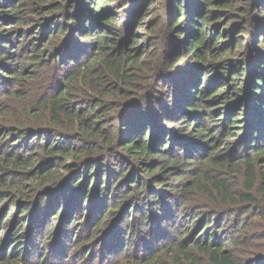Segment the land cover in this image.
Returning a JSON list of instances; mask_svg holds the SVG:
<instances>
[{
	"label": "trees",
	"instance_id": "trees-1",
	"mask_svg": "<svg viewBox=\"0 0 264 264\" xmlns=\"http://www.w3.org/2000/svg\"><path fill=\"white\" fill-rule=\"evenodd\" d=\"M17 1L22 3V0ZM35 1L40 5V8H37V14H42V4L47 3V1H50L49 4L54 3L57 0ZM138 1H133L137 4V8L132 16L134 3L130 11L127 10V12H130L128 18L140 20V23L142 19L139 16L143 5ZM9 2V0H0V11L17 14L19 11L18 6L16 7L15 4L11 5ZM18 2L16 3L18 4ZM69 4V12L64 14L60 13L63 11L62 3L55 5L57 9L53 10L55 12L59 11L61 17L56 18V22L50 23L49 26V34L56 36L58 29H61V32L65 35L66 39L63 47L61 46V40H56L58 39L57 37H53L56 41L51 42V44L53 43L52 47L54 45L62 47L60 51L58 50L59 54L57 53V56L53 55L55 49L52 50V47L48 48V50H43L36 45L28 51L29 55L26 56V59L33 68L38 65L42 66L39 73L30 72L31 79H27L26 76L23 78L24 80L15 78L14 83L11 81L17 76V70L21 63L17 59L21 56L16 55V46L14 48L8 47L12 44V39L9 35L0 36V48H3L0 51V60H7L8 64L14 62L17 68L14 72L9 68L4 70L6 68L5 63L0 64V71L3 74H8L7 77H3L7 86L3 91H5V94L14 92L13 88H15L16 84L28 93H32L34 90L40 91L41 95L37 98L38 102H35L39 105L34 110L47 113L46 118L44 117L46 119L44 124H54L61 131L59 132L61 135L57 134L59 136L58 140L62 138L59 142H55L53 139L48 145L47 142L44 145L38 143V146L34 148V154H36L37 149L45 154V160L43 161L45 166L51 164L49 161L53 160L56 154H59L64 161L70 157L75 162L74 165H71L72 162L66 165L67 169L68 167L72 168L69 172L74 174L72 178L75 180L74 184L66 186V182H64L59 188L52 187L49 190H42L43 187L41 186H44L46 180H48L47 178L51 177V174L46 172L43 174L45 177H42V182L34 185V189L35 187H40V191H46V195L39 197L33 189L34 192L32 191L30 199L37 201L41 198L40 201H42L54 195L57 198L59 196L61 198L60 201L57 200V203L50 204V208L52 206L59 207L57 215L61 212V208H64V218L68 219L66 226L72 223L75 225L79 215L78 209L89 211L91 209L95 210L94 206L98 207V204L91 206L93 203L92 194L102 198L101 196L107 191L109 186L113 185V182L116 185L119 183L121 177L120 179H115L113 176H109L110 173L105 169L108 164L111 163L112 169L116 174L125 175L124 171L121 173L123 170L121 163H123V165H126V172L131 170L125 183L133 185L134 189L138 190V195L135 194V190L131 191L130 186H127V191L122 194L125 199H120L116 202L125 204L131 198L132 204L127 206V212H125L127 214L125 215L128 219L134 220L133 222H136L137 226L140 225L149 229L153 224V213L150 212L149 205L150 201H155L156 210L160 214L159 219H155L154 226L161 228L166 221V214L160 210H164V205L169 206L175 197V194H170L165 188H168L173 183H165V178L160 179L158 182L155 181V179L162 177L158 175L154 180H149V182L147 180L145 185H143L144 181H142V178L140 182L137 180L139 178L137 170L148 165L152 169H148L147 172L150 174V178H153L154 171L158 166H155V161L148 162V159L163 157L167 162L160 166L161 172L172 166H181L182 160L186 164H191L197 159L196 162L199 163L200 167L197 168L198 172L193 173V175H197L195 176L196 183L192 181L185 194L193 191L190 188L194 185H197L203 193L207 191L205 194L209 196V199L204 201L202 197V205L217 215L224 212L223 215L219 216V219L223 217L220 220V225L223 224L226 211L240 215L252 213L261 215L264 218V166L262 168L263 172H260L258 179L255 177L254 170L256 162H264V134H262L264 132V0H172L170 6L166 3L164 15L162 16L165 18L163 20L165 26L161 32L155 34V44L150 52L154 63L151 65H145L141 61V55L134 56L132 50V45L135 42L134 38H130L129 41L121 39V31L125 24L128 23L121 26L118 25L117 21L119 20L117 15L114 16V12L107 10L108 8L102 10L101 5L105 4L103 0H71ZM243 5L245 8L250 5V13L246 10L239 11ZM212 8H215L216 13ZM224 11L225 16L215 17L217 13H223ZM15 14L10 17L9 21L19 23L21 18ZM232 19H234L232 21L234 22L232 32L236 30L235 37L232 34L228 43H220L219 40L225 34L221 29H216L214 25L219 22L226 23ZM70 20L74 24L68 25ZM209 30L210 37L208 34ZM88 35L91 38L88 37L83 40L82 37ZM243 35L246 36L245 40L248 41L246 47L244 45V53L243 50H236L237 47L241 46L240 37ZM161 36L165 38L162 39ZM250 37L251 39H249ZM50 50H52V53H50ZM86 53L89 55L83 58ZM190 55L188 63L185 64L187 65L185 69L187 71H195V73L182 77L185 70L178 69L176 64L182 57ZM68 61L70 62L69 65L63 68V65ZM143 66H145L146 71L141 70ZM228 73H230L229 76ZM240 80H243V86L239 85ZM29 81L31 82L28 83ZM228 82H237L236 86L231 84L233 85L232 91H230ZM126 86L134 89L132 93L137 97V105L128 107L127 110L117 114V104L122 99L117 96L123 87ZM161 87H165L170 91L174 90V92L171 95L168 93L164 95L162 93L164 91H159ZM240 91H245V96L238 101ZM159 95H164L167 98L157 104L156 101ZM116 98L119 99L118 102ZM83 101H87L90 109H93L94 105L98 103L113 111L110 132L104 137V142L102 143L98 139L103 133L104 124L102 123L107 122L111 118L100 112H93L89 115L90 124L84 122V125H82L80 122L84 119L86 113L79 108H75V106L79 107V103ZM92 101L95 102L94 105ZM190 101L192 104H187ZM221 104L229 107L228 115L232 122L230 125L225 126L224 137L221 141L217 140V138L211 139V141L206 137L210 131L209 124L212 122L211 114L213 112L211 109L217 110ZM198 105L203 108L200 118L195 115L198 112ZM244 108H247L248 114L251 113L249 115L251 118L247 119L248 116H246V124L244 129H242V137L238 139V142H228V138L235 135L232 130L238 129L239 124H241L239 117ZM164 110L168 113L165 116L168 119L166 124H163L165 119L162 120L160 125H157L156 121H148L147 117H151L153 111H157V113L161 111L162 113ZM143 112L144 114L150 113V115L145 116ZM176 119L180 123L188 119L192 121L190 120L191 122L186 123L184 127H180V132L182 133H177L176 129L172 128V124L176 122ZM197 119L200 120L197 121ZM144 120L147 123L145 126H141ZM140 126L143 128L137 130ZM24 131V135H32L33 132H36L30 127L24 128ZM72 131L78 132L75 134V138L83 143V147H77L76 145L78 144H73L74 142L71 140L62 143L68 137L72 138V134H74L71 133ZM50 132L51 130L47 134L51 135ZM81 133H86L88 136L87 141L83 142ZM54 134L56 133L52 135ZM36 136H38L37 132ZM116 136L120 137L121 142H124L122 148L125 151L139 156L137 158L139 159L138 164L140 167L138 164L133 165L129 157L117 151ZM168 138L170 142L167 141ZM157 139H160V142L156 144V147H152L154 140ZM193 140L197 144L192 145ZM224 141L228 146V150L226 148L228 154L224 153V150H219L221 142ZM177 143L179 144L177 145ZM198 144L202 145V148ZM231 144H236L234 149H230ZM206 147L211 150L204 153ZM167 148L168 151H166ZM194 151L203 152L201 156L195 157ZM181 153H183V156ZM31 154L33 153L25 154L24 160L18 157L16 159L10 154L4 153L0 157L2 160L0 164L12 167L15 169L13 172L23 174V168H26V165L31 163L29 159L32 158ZM102 165L104 169L101 172L100 167ZM185 166L192 168L190 167L191 165ZM210 166L216 168L219 174L217 172H209L208 168ZM241 168H245L246 191H236L233 186L229 185V181L222 174V170L228 174H239L243 171ZM4 173H7V171ZM104 178L105 181L103 182ZM8 179L5 177L0 181L1 190L7 188V191L10 192L20 187L18 184L10 183ZM52 179L50 180L52 181ZM200 179H204V183H207V185L202 184ZM134 183L137 184L135 185ZM148 189L151 190L150 195L153 198L150 201L146 197ZM16 195L19 196L20 194L16 193ZM259 196L261 197L260 199L258 198ZM138 199L140 202H144L143 206H135V202ZM21 211H23V207ZM131 213H133L132 218H130ZM202 221L204 222V229H206L207 225L210 224L209 221H211L209 212L205 213ZM240 222H243V220L241 219ZM31 224L34 226L35 223L31 222ZM174 224L177 225L176 221H174ZM182 226L184 228L185 225L183 224ZM248 226H253V224ZM254 226L256 228L259 227L258 230L261 228V231L255 234L256 232L251 233V231H247L242 226H236L232 236L226 233L221 234L219 238L221 240L217 245H213L215 242V239H213V236L215 237L216 235L215 231L212 232V229L206 230L207 238L198 239L194 247L205 256L207 262L191 254H184L185 251L183 249L179 250V255L183 257V261L187 260L190 264H264V244L261 245L255 242L259 235H264V222H261V224L257 223ZM155 228L152 229L154 230ZM95 231L90 229L84 240L75 236L73 244L84 247L86 243L96 241V237H94L96 236ZM18 236L19 233L17 231L8 234L10 245H7L5 251L3 249L5 255L3 253H1L3 255L0 254V264H33L32 262H24L22 261L23 258H20L19 252L22 251V247L17 245L20 241L17 242L15 240ZM24 236L21 235L20 238L23 239L25 238ZM161 239L162 237H160ZM25 240L27 239L25 238ZM173 240L175 241L174 238ZM178 241H175L176 244H180ZM145 242H148V245H142L141 248L147 247L146 255L136 250L132 253L130 251L127 252L123 250L122 246L119 247L117 243L115 252L118 259H114V261L106 258L108 259V264H166L157 255L158 252L166 250L168 245L161 244L159 246L158 243L149 245V241ZM29 243L31 246L34 245L33 241ZM104 246L106 248L109 247L108 255L110 257L113 252L111 251L112 246L105 241L104 244L102 243V247ZM37 256L41 257V253H38ZM64 257H66L63 259L64 261L69 259L68 254H64ZM173 257L176 264H181V259L177 255H173ZM91 260L89 263L93 264ZM78 261L77 259L75 264ZM36 264H41L40 258Z\"/></svg>",
	"mask_w": 264,
	"mask_h": 264
},
{
	"label": "rangeland",
	"instance_id": "rangeland-1",
	"mask_svg": "<svg viewBox=\"0 0 264 264\" xmlns=\"http://www.w3.org/2000/svg\"><path fill=\"white\" fill-rule=\"evenodd\" d=\"M9 1L11 5L15 4L16 7L18 6L17 8H19V11L17 14H12L11 12L4 13L0 11V36L2 35L4 37L9 35L12 39V44L8 47L14 48V46H16L15 53L17 56H21L19 59H17V61L21 62L17 70V76L11 80L14 83L15 78H18V80H22L24 77L27 76V79H31V71H34L35 73L40 72V69L42 67L41 65H38L33 68L31 63L26 59V56L29 55L28 51H30V49L34 45L38 46L40 49L48 50V48L52 47L53 43L51 44V42L55 40V38L53 37H57L58 39L56 40L60 39L61 46H64L66 38L63 32H61V29H58L56 36L51 35L48 32L50 31V23L56 22L55 19L61 17V15H59L60 13L64 14L65 12H69V2H71V0H57L56 2L50 4V1H47V3L41 5L43 11L42 14H37V8H40V5H38L35 0H22V3H19L17 0ZM133 1L134 0H103L105 4L101 6L103 8L102 10L108 8L107 10H110L112 13L114 12V16L117 15V18L119 20L117 21L118 25L121 26L125 23H128L125 24L123 30L121 31V39L124 41H129L130 38H134L135 42L132 45L134 56L141 55V61L144 62L145 65H151L152 63H154V60L152 59V53L150 52L153 48V45L155 44V34L157 32H161L165 26V23L163 21L165 20V18L162 17L164 15V6L166 5V3L170 6L172 0H151L149 2L148 0H139L138 2L142 3L143 5V9L140 12L141 15L139 16L142 19L140 23V20H133L128 18L130 12H127V10L130 11V8L132 7L133 3L134 7L131 16L137 8V4ZM16 2H18V4ZM60 2L62 3L63 11L60 13L59 11L55 12L53 9H57L55 5ZM241 9L239 11L246 10L247 12L249 11V13L251 10L250 5L247 8H245V6L243 5ZM212 10H214L215 12V8H212ZM72 12L74 11L72 10ZM14 14L21 18V21L19 23H13V21H9L10 17H12ZM224 14L225 11L223 13H217L215 17L225 16ZM232 21H234V19L226 23L219 22L218 24L214 25L216 29H221L225 34L224 37L219 40L220 43H228L230 38L232 37V34H234L233 37H235L236 30L232 32V25L234 23ZM72 24L74 23H72V21L70 20L68 25ZM209 33L210 30L208 34ZM72 36H74V34H72ZM164 36L166 37V35ZM88 37L91 38L90 35L82 38L83 40H85ZM165 37L162 38L161 36L162 39H164ZM240 39L241 46L237 47L236 50H243L244 53L243 48L244 45L246 47L248 41L245 40L246 36L244 35L241 36ZM249 39H251V37ZM18 41L19 43H17ZM62 47L54 45V47L51 48L52 50L55 49L53 55L57 56L58 50L60 51ZM2 50L3 48H0V51ZM52 50H50V53H52ZM88 55L89 54L86 53L83 58H86V56ZM190 57L191 55L182 57L180 61L176 64L178 69L185 70L183 72L182 77L189 76L195 73V71H187L185 69L187 67V65L185 64L188 63ZM190 62H192V60H190ZM1 63H5L4 65L6 68H4V70L9 68L14 72L17 69L16 63L14 62V65L12 62L8 64L7 60L1 59L0 64ZM69 63V61L66 62L65 65H63V68L68 66ZM67 70L69 71V69ZM141 70L146 71L145 66H143ZM229 74L230 73H228V76ZM7 75L3 74L0 71V157L4 153H8L10 154V156L15 157L16 159L17 157L19 159H24L25 154L29 155L31 152L33 154H31L32 158H29L31 160V163L29 165H26V168H23V174L13 172V170L15 169H13L12 167H6L0 164V181L6 177L7 179L9 178L8 180L10 183L20 185L17 190H12L10 192L7 191V188H3L4 190H1L0 187V254L3 253L5 255L4 251L6 250L7 245H10L8 234H12L17 231V233H19V236L15 240L17 242L20 241L17 245H20L22 247V251L19 252V256L20 258H23L22 261L29 263L32 262L33 264H36L39 258L41 264H75V261L77 259L79 260L77 264H90L89 261L91 259L93 260H91V263L93 262V264H108V259H118L117 253L115 252V250H117V243L119 247L122 246L123 250H126L127 252L130 251L132 253L136 250L137 252L146 255L147 247L145 246L144 248H141L142 245H148V242L145 241H149V245L155 243H158L159 246L161 244L168 245L166 250L164 249V251L158 252L157 255L161 257L163 262L166 264H176L173 255H177L179 257L180 249H183L185 251L184 254H191L192 256L199 257L200 259L205 260L207 262L205 256H203L200 251L194 247L195 244H197L196 241L198 239L202 240L201 238H207L205 234L206 230L212 229V232L215 231L216 235L215 237L213 236V239H215L213 245H217L219 243V241L221 240L219 238L223 233L232 236L234 234V229L236 228V226H242L247 231H251V233L256 232L255 234L261 231V228L258 230L259 227L256 228L254 226L257 223L261 224V222H264V218H262L261 215H254L252 213H243L241 215L236 213L231 214V211L229 213L226 211V217L224 218L223 224L220 225V220L223 217L219 219V216L223 215L224 212L217 215L216 213H212L210 210H208L206 206L204 207L202 205L203 199L204 201L209 199V196L205 194L207 191L203 193L197 185H194L192 188H190L193 189V191L189 192L188 194H185V192L187 191L186 189L192 184V181L193 183H196L195 176L197 175H193V173L198 172L197 168L200 167L199 163L196 162L197 159H195V162L191 164H186L182 160V162L185 164L182 163L181 166H172L163 172L160 171V166L167 162L163 157L157 159H148V162L155 161V166H158L154 171V177L150 178V174L147 172V170L152 168H150L148 165L144 166V168H141L138 164L139 159L137 157L139 156L133 155L128 151H125L122 148L124 142H121V139H119L120 137L117 136V151L129 157L133 165L138 164V166L140 167V170H137L139 174V178L137 179L138 182H140L142 178V181H144L143 185H145V182L147 180L149 182V180H154L156 176L161 175L162 177L155 179V181L158 182L160 179L165 178V183H173L165 189H167V192H169L170 194H175V197L169 206L164 205V210H160L161 212L166 214L165 223L162 225L161 228L159 226H154L155 219H159L160 212L156 210V202L150 201L153 199L150 195V189H148L146 197L150 201V212L153 213L152 227L148 229L141 227L140 225L137 226L136 222H133L134 220L128 219V217L125 215L127 213L125 212H127V206L132 204L131 198L130 201H126L125 204H119L116 201H119L120 199H125L122 194L127 191V186H130L131 191L135 190L136 195H138V190L134 189L135 187L130 183H125L131 171L128 170L126 172V165H123V163H121V167L123 166V170L121 171V173L124 171L125 175H118V173L116 174L115 171H113V167L111 163H109L107 167L105 165V169L108 170V172L110 173L109 176H113L115 179H120L121 177L119 183L116 185V183L113 182V185L111 187L109 186L107 188V191L101 196L102 198H99L96 194H92L93 203L91 206H93V204H98V207L94 206L96 209H91L89 211H81L80 209H78L79 215L81 214V216H77V223L75 225H73L72 223L69 226H66L68 224L66 223L68 219L64 218L65 215H63L65 209L60 207L62 210L57 215L56 213L59 211V207L52 206V208H50V204L57 203V200L60 201L61 198H59V196L57 198L54 195L42 201H40L41 198L37 201H32L30 199V195L32 194L34 185L36 183L39 184L42 182V177H45V175L43 174L46 172H49L51 174V177L47 178L48 180H46L44 186H41L43 187L42 190H49L52 187L59 188L61 184H64V182H66V186H68L69 184H74L75 180L72 179L74 174L73 172H69L72 168L68 167L67 169L66 167V165H68V163L70 162H72L71 165H74V159L69 157L64 161V159L59 154H56L53 157V160L49 161V163L51 164H49V166H45L43 164V161L45 160V154L39 151V149H37L36 154H34V148L38 146V143L40 145H44L47 142L48 145L50 144V142H52L53 139L55 140V142H59L62 138L58 140L59 136H57V134L61 135V133H59L61 131L59 127H56L54 124H44V122L46 121L44 117L46 118L47 113H42V111L40 110H34L37 108L36 106L39 105L35 102H38L37 98L41 95L40 91L38 92L34 90L32 93H28L25 90L21 89L18 84H16L15 88H13L14 92H11L10 94H5V91L3 90H5L7 86L5 84L6 81L3 77H7ZM30 82L31 81H29L28 83ZM239 82V85L243 86V80H240ZM228 83L230 91H232L233 85L231 84H234L236 86L237 82ZM133 90L134 89L132 87L126 86L123 87L120 93H118L119 95L117 97L120 96L122 99L120 100V102H118L119 99L116 98L118 102V107L116 109L117 114L127 110L128 107H135L137 105V97H135L134 93H132ZM159 91H164L162 92L164 93V95L165 93L171 95L172 92H174V90L170 91L165 87H161ZM244 92L239 93L240 95L238 101L243 96H245ZM160 95L158 96V99L156 101L157 104L163 102L167 98H165L164 95ZM92 102L94 105L95 102ZM187 104H192V102L190 101ZM75 108H79L84 113H86L84 119L80 122L82 125H84V122L90 124L89 122L91 121V119L89 118V115H91V113L93 112H100L103 115H106L107 117L111 118L107 122L102 123L104 124L102 130L103 133L98 139L101 143L104 142V137L110 132V122L111 120L113 121V111L108 110L104 105H99L98 103L94 105L93 109H90V107L87 105V101L79 103V107L75 106ZM197 108L198 112L195 115L200 118L201 110L203 108L200 107V105H198ZM211 111L213 112V114H211L212 122L209 124L210 131L207 133L206 137H208L209 140L217 138V140L221 141V139L224 137L223 134L225 132V126L230 125L232 122V119H230L228 115L229 107L225 106L224 104H221L217 110L211 109ZM215 112L218 114H216ZM250 114L251 113L248 114L247 108H244L242 110L241 115L239 117V121H241V124H239L238 127L239 130L236 128L232 130L235 135L230 136L228 138V142L236 143L238 142V139L242 137V129H244L245 127L246 120L251 118L249 117ZM144 115L149 116L150 113ZM166 115H168V113L165 110L164 112L162 111V113L161 111L158 113L157 111H153L151 117H147V119L151 122L156 121L157 125H160L162 123V120L165 119V122L163 121V124H166L168 120L167 117H165ZM246 116H248L247 119ZM190 120L191 119H188L185 122L180 123L176 119V122L172 124V128H175L177 133H182L180 132V127H184L186 123L192 121ZM199 120L200 119H197V121ZM146 123L147 121L144 120L141 126H145ZM141 126L138 127L137 130H141L143 128ZM28 127H30L32 130H35L38 133V136H36V132H33L32 135H24V128ZM50 130L51 135L47 134V132ZM53 133L56 134L52 135ZM71 133H74L72 134V138L68 137L62 143H64L65 141L69 142L71 140L72 142H74L73 144H78L76 145L77 147H83V143H81V141L75 138V134H77L78 132L72 131ZM262 134H264V132H262ZM87 138L88 136L86 135V133H81V139L83 140V142L87 141ZM159 140H154L152 147H156V144L160 142ZM167 141L170 142L169 138L167 139ZM194 142L195 141L193 140L191 144H197ZM178 144L179 143H177V145ZM198 145L202 148V145ZM231 145L232 146L230 149H234V145L236 144ZM226 148L228 150V146L225 144V141L221 142L219 150H224V153L228 154ZM209 150L211 149L206 147L204 153L209 152ZM166 151H168V148L166 149ZM194 152L195 153L193 154H195V157H198L202 155L203 151ZM181 155L183 156V153H181ZM1 162L2 160L0 159V163ZM185 165H191L190 167L192 168H187ZM263 166L264 162H256V164L254 165L256 179L260 177V172H263ZM102 169H104L103 165L100 167L101 172ZM241 169L243 171H241L239 174H228L226 173V171L222 170V174L229 181V185L233 186L236 191H246L245 168ZM5 171H7V173H4ZM208 171L211 173L219 172L216 168H213L211 166L208 168ZM51 178H53L54 181L53 179L51 181ZM200 180L202 184L207 185V183H204V179ZM104 181L105 178L103 182ZM137 183L134 184L136 185ZM40 190V187H35L34 191L36 192L37 196L41 197L46 195V191ZM16 193L20 195L15 196ZM258 198L260 199L261 197L259 196ZM141 205L143 206L144 202H140V200L138 199L135 202V206L140 207ZM22 207L23 211H21ZM206 212L210 213L211 221H209L210 224L207 225L206 229H204V222L202 221V218L204 217ZM132 214L133 213L130 214V218H132ZM241 219L243 220V222H240ZM174 221H176L177 225L174 224ZM31 222L35 223L34 226H32ZM183 224L185 225L184 228H182ZM247 224H253V226H248ZM152 228L155 229L153 230ZM90 229L91 231L96 230V236H94L96 237V241L94 240V242L91 241L88 244L86 243L87 245L85 244L84 247L82 245L73 244V239L75 238V236L76 238L78 237V239L84 240L90 232ZM134 229H136L137 231ZM133 231L137 232H135L136 235ZM21 235H25L24 237L27 240H25V238H23L24 240L21 239ZM160 237H162L161 240ZM173 238L175 239V241L179 240L178 242L180 244H176ZM30 241L34 242L33 246H31V244L29 243ZM104 241L109 242L110 246H112L111 251L113 252L110 257L108 255L109 247H102V243L104 244ZM255 242L261 245L264 244V235H259L257 239H255ZM181 244L182 246H180ZM38 253H41V257L37 256ZM64 254H68L69 257V259H67L66 261L63 260L64 258H66L64 257ZM85 259L87 261L86 263ZM179 259H181V264H190L187 262V260L183 261L182 256H180Z\"/></svg>",
	"mask_w": 264,
	"mask_h": 264
}]
</instances>
